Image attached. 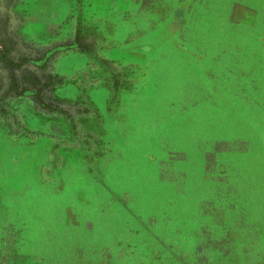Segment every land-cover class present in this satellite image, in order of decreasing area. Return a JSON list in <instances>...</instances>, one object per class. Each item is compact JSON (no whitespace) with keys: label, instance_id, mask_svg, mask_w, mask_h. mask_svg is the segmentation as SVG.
Instances as JSON below:
<instances>
[{"label":"crops","instance_id":"obj_1","mask_svg":"<svg viewBox=\"0 0 264 264\" xmlns=\"http://www.w3.org/2000/svg\"><path fill=\"white\" fill-rule=\"evenodd\" d=\"M16 2L18 8L27 2L17 15V49L48 53L44 60L17 59L20 70L37 65L42 71L45 63L53 70L67 58L82 62L71 72L59 70L65 88L80 93L74 100L66 89L55 107L60 114H23L19 125L0 124V264H83L86 253L97 264H146L149 247L140 223L121 219V171L106 170L97 152L121 144L119 134L110 136L118 127L136 139L143 97L158 107L168 106V88L179 97L177 55L186 61L179 52L183 45L193 65L200 64V55L230 69L243 66L244 17L260 10L244 0ZM257 5L264 7L261 0ZM25 15L29 20L22 24ZM8 63L0 58L3 82L9 80ZM93 88L108 91L102 108ZM74 225L81 231L69 232ZM57 227L66 230L62 237Z\"/></svg>","mask_w":264,"mask_h":264},{"label":"rangeland","instance_id":"obj_2","mask_svg":"<svg viewBox=\"0 0 264 264\" xmlns=\"http://www.w3.org/2000/svg\"><path fill=\"white\" fill-rule=\"evenodd\" d=\"M244 4L260 14L250 8L244 17L243 66L230 69L200 55V64L193 65L186 47L180 48L186 61L177 55L179 97L168 88L169 104L163 107L143 97L136 139L125 133L126 143L97 152L106 170L121 171L122 221L136 219L141 234L149 231L169 254L158 264H264V7L257 0ZM18 5L0 0V58L11 62L9 80L0 76V124L9 127L19 125L23 114L57 116L66 89L74 100L80 94L65 88L59 70L71 72L82 58H67L53 70L46 63L42 71L37 65L17 67V59L48 56L43 49H17V15L25 9ZM32 38L24 36L27 42ZM103 91L91 89L100 108L108 96ZM80 104L92 109L88 100ZM158 108L163 113H155Z\"/></svg>","mask_w":264,"mask_h":264},{"label":"flooded vegetation","instance_id":"obj_3","mask_svg":"<svg viewBox=\"0 0 264 264\" xmlns=\"http://www.w3.org/2000/svg\"><path fill=\"white\" fill-rule=\"evenodd\" d=\"M183 47H186V49H187V45L185 46V45H183ZM188 50V49H187ZM206 61H209V60H206ZM108 126H109V124H107ZM106 125V126H107ZM121 127H118V130L117 131H114V132H112L111 133V135L110 136H112V137H115V139H117V136H118V134L120 135L119 136V138L118 139H120L119 141L120 142H122V144H124V143H126V140H125V138L124 139H121V136H123L124 135V131H123V129H120ZM121 131V132H120ZM116 135V136H115ZM123 138V137H122ZM119 142V143H120ZM118 145H120V144H118ZM118 145H108L107 147H110V146H118ZM105 162V161H104ZM104 162H102V166H104ZM84 228H86V227H84ZM76 229H78V231H81V225H74V226H72V227H70L69 226V232H70V230H76ZM66 230H60V227H57V232H56V236L57 237H62L63 235H64V232H65ZM87 231V230H86ZM68 232V233H69ZM145 233V235H144V237H145V240L146 241H148V242H146V244L148 245V247H149V257H148V259H147V263L146 264H158V262H161L162 260H163V258H167V259H170V256H169V254L166 252V251H164L165 249H162V245L160 244V246H158V245H156V242H157V240H154V238H152V234L151 233H149V231H144ZM87 237V239L89 240V236L87 235L86 236ZM86 239V238H85ZM155 244V245H154ZM159 247V248H158ZM77 258V260H79V258L78 257H76ZM81 260H83V264H97L96 262H93L92 261V255H90V254H88V253H86V255H83L81 258H80ZM71 263H72V261H71ZM70 263V264H71ZM103 264V263H102ZM105 264H111V262H109V263H105ZM137 264H139L138 262H137Z\"/></svg>","mask_w":264,"mask_h":264}]
</instances>
